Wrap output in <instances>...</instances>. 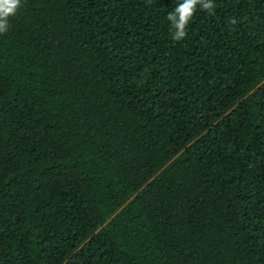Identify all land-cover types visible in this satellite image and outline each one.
<instances>
[{
	"label": "trees",
	"instance_id": "obj_1",
	"mask_svg": "<svg viewBox=\"0 0 264 264\" xmlns=\"http://www.w3.org/2000/svg\"><path fill=\"white\" fill-rule=\"evenodd\" d=\"M182 2L7 18L0 264H264V0Z\"/></svg>",
	"mask_w": 264,
	"mask_h": 264
},
{
	"label": "clouds",
	"instance_id": "obj_2",
	"mask_svg": "<svg viewBox=\"0 0 264 264\" xmlns=\"http://www.w3.org/2000/svg\"><path fill=\"white\" fill-rule=\"evenodd\" d=\"M21 0H0V33L8 30L7 18L14 15L20 5ZM201 4L203 9H212V0H183L178 4L175 11L169 13L168 19L173 22L172 27L175 29L174 39L182 40L186 36V25L195 11L197 3Z\"/></svg>",
	"mask_w": 264,
	"mask_h": 264
}]
</instances>
